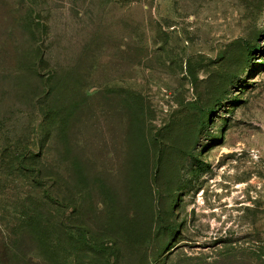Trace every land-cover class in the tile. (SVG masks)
<instances>
[{"label":"rangeland","instance_id":"1","mask_svg":"<svg viewBox=\"0 0 264 264\" xmlns=\"http://www.w3.org/2000/svg\"><path fill=\"white\" fill-rule=\"evenodd\" d=\"M0 264H264V0H0Z\"/></svg>","mask_w":264,"mask_h":264}]
</instances>
